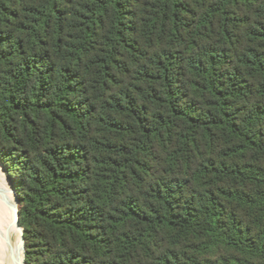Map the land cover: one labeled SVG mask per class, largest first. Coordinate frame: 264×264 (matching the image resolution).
I'll return each mask as SVG.
<instances>
[{
    "label": "trees",
    "instance_id": "1",
    "mask_svg": "<svg viewBox=\"0 0 264 264\" xmlns=\"http://www.w3.org/2000/svg\"><path fill=\"white\" fill-rule=\"evenodd\" d=\"M0 165L25 264H264V0H0Z\"/></svg>",
    "mask_w": 264,
    "mask_h": 264
},
{
    "label": "bare ground",
    "instance_id": "2",
    "mask_svg": "<svg viewBox=\"0 0 264 264\" xmlns=\"http://www.w3.org/2000/svg\"><path fill=\"white\" fill-rule=\"evenodd\" d=\"M7 202L14 200L0 167V264H18L22 260L20 231L14 224L15 212Z\"/></svg>",
    "mask_w": 264,
    "mask_h": 264
},
{
    "label": "water",
    "instance_id": "3",
    "mask_svg": "<svg viewBox=\"0 0 264 264\" xmlns=\"http://www.w3.org/2000/svg\"><path fill=\"white\" fill-rule=\"evenodd\" d=\"M9 180L10 179L8 178V181ZM8 183H9L10 188H11V194L13 196L14 202H7V203H8L9 208L15 212L14 224L16 225L17 229L20 231V243H21L20 250H21V253H22V260L19 261L18 264H25V243H24L23 229L19 225V214H18L19 203H18V198H17V195L15 193L14 187L12 186L11 182L9 181Z\"/></svg>",
    "mask_w": 264,
    "mask_h": 264
},
{
    "label": "rangeland",
    "instance_id": "4",
    "mask_svg": "<svg viewBox=\"0 0 264 264\" xmlns=\"http://www.w3.org/2000/svg\"><path fill=\"white\" fill-rule=\"evenodd\" d=\"M0 167H1V166H0ZM1 169H2V167H1ZM2 171H3V173H4V176H5V178H6V179H7V181H8V178H9V177L6 175V173H5V170H4V169H2ZM9 181L11 182V180H9ZM9 181H8V182H9ZM11 184H12V183H11ZM12 186H13V184H12ZM13 187H14V186H13Z\"/></svg>",
    "mask_w": 264,
    "mask_h": 264
}]
</instances>
